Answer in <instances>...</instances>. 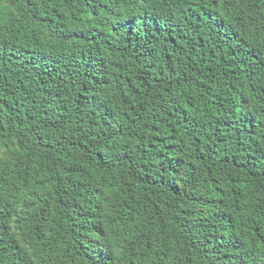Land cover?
Returning a JSON list of instances; mask_svg holds the SVG:
<instances>
[{
    "label": "trees",
    "instance_id": "trees-1",
    "mask_svg": "<svg viewBox=\"0 0 264 264\" xmlns=\"http://www.w3.org/2000/svg\"><path fill=\"white\" fill-rule=\"evenodd\" d=\"M0 264H264V0H0Z\"/></svg>",
    "mask_w": 264,
    "mask_h": 264
}]
</instances>
